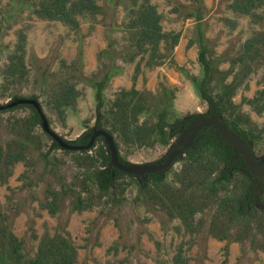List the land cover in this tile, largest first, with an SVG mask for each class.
Wrapping results in <instances>:
<instances>
[{
    "label": "trees",
    "instance_id": "trees-1",
    "mask_svg": "<svg viewBox=\"0 0 264 264\" xmlns=\"http://www.w3.org/2000/svg\"><path fill=\"white\" fill-rule=\"evenodd\" d=\"M24 3V7L36 17L60 22L76 34L80 31L82 19L95 21L98 15L104 14L97 0H24ZM116 3L123 8L124 16L121 21L105 26L109 27L110 33L115 29L121 37L109 36L105 48L98 53L97 69L90 73L83 71L80 51L78 58L70 62L61 58L55 69L49 64L39 66L36 68L38 92L22 93L29 77V67L25 59L26 34L23 28L17 30L15 44L7 50L0 67V97L9 98L8 105L18 100L21 103L16 107L25 106L27 110L23 116L9 120L6 139L2 140L0 136V186L7 183L14 166L22 162L27 170L19 175L23 181L21 186L33 187L34 181L45 179L46 172L52 173L59 168L56 163L59 156L51 155V152L60 150L76 169L69 186V189L76 190L68 201L70 212L92 210L99 201L107 211L112 210L119 205L113 200V191L118 185L125 184L127 188L135 186L133 200L142 203L151 215L179 220L174 229L188 238L177 244L171 257L160 264H191L184 244L192 246L203 233L219 240L233 239L264 249V182L250 170L243 154L214 125L197 130L190 145L171 163L179 162V166L169 173L166 169L141 173L121 169L114 164L104 135L98 134L90 143L96 130H104L115 148L116 161L131 166L121 156L122 148L167 144L169 135H177L180 139L198 118L214 117L252 152L253 142L264 141V123L260 126L249 124V118L244 116L233 96L243 79L264 61V32L260 30L264 23V0H229L228 9L236 16L249 17L253 29L242 42L231 66L224 71L225 77L220 84H215L214 78L219 71L218 64L226 58L212 55L206 45L207 38L199 33L197 60L201 74L192 75L191 81L200 99L206 103V116L187 114L172 121L162 102L165 94L174 93L165 75H161L155 90L136 88L134 75L129 88L105 95L111 78L121 73L117 60L135 62L136 72L142 65L150 69L165 64L177 67L173 50L179 42L180 32L164 30L162 14L156 4L151 0H116ZM224 19L232 28L236 26L235 19ZM229 75L232 78L227 81ZM80 84L94 89L96 122L71 142L60 138L68 146H76L70 148L62 146L46 129V124L51 123L52 115L61 123L65 122L67 109L73 108L81 95ZM243 85L247 87L246 82ZM40 96L41 103L38 101ZM263 97L264 89L245 101L260 114L264 111ZM32 100L34 103H30ZM37 129L41 132H36ZM46 139L49 143L45 142L47 147L44 149L42 142ZM34 152L38 153L42 166L36 179L31 160ZM65 186L60 183L59 188L47 187L44 197L37 198L38 209L51 215L62 210ZM19 208L15 203L13 208L4 209L0 202V264H74L77 246L70 232L61 226L52 235L45 233L40 238L34 255L27 254L24 240L13 232V220L20 212ZM149 220L143 218V221ZM29 229L36 238L32 223ZM113 248L117 249L116 242Z\"/></svg>",
    "mask_w": 264,
    "mask_h": 264
},
{
    "label": "rangeland",
    "instance_id": "rangeland-1",
    "mask_svg": "<svg viewBox=\"0 0 264 264\" xmlns=\"http://www.w3.org/2000/svg\"><path fill=\"white\" fill-rule=\"evenodd\" d=\"M162 14L164 30L180 32V39L173 50L177 67H162L150 69L141 66L135 71V62L123 63L121 73L113 76L105 90L110 96L120 88H129L136 76V88L147 87L155 90L161 75L174 89L173 95L162 97L167 106L169 120L183 117L187 114L206 116L207 106L200 97L191 81L192 75L201 74V66L197 60L199 51V33L206 38V45L212 55H223L226 60L218 64L219 71L214 78L215 84H220L225 77L224 71L231 66L232 59L239 51L242 42L250 35L253 24L247 16H236L227 7L229 0H151ZM101 4L104 14L91 21L81 20L78 34L71 32L66 26L57 21L44 20L36 17L24 7V0H0V67L3 64L7 50L13 48L17 39V30L23 28L26 34L25 59L29 67V77L22 87L23 94L38 92L36 68L49 64L50 68L58 67V62L64 58L67 62L78 58L81 52V67L85 73L95 71L99 65V51L105 48L109 36L120 38L121 34L115 29L110 33L105 24L119 22L124 16V10L118 6L116 0H97ZM236 20V26L231 27L224 18ZM264 32V23L260 26ZM110 33V34H109ZM189 42L191 45L188 46ZM232 75L226 77L230 81ZM246 82L247 87L243 84ZM81 95L73 108L67 109L65 122L52 115L49 125L52 133L59 138L71 142L82 134L86 128L96 122V100L94 89L86 84H80ZM264 89V61L243 79L241 86L233 96L239 104L244 116L249 118V124L260 126L264 123V111L255 112L245 101ZM264 98V97H263ZM9 98L0 97V136L6 139L8 122L17 116L26 114L27 107H16L20 101L8 105ZM42 101V97L38 100ZM8 105V106H6ZM6 106V107H5ZM16 107V108H15ZM15 108V109H14ZM36 132H41L37 129ZM49 141L43 140L42 145ZM179 142L177 135H169L167 144H157L152 147L142 146L129 149L122 148L121 156L132 166H147L165 159ZM43 146V147H44ZM47 146L44 147L46 149ZM110 151H111V147ZM56 154L59 168L54 172H46L43 181H34L33 187L23 188L19 175L27 170L22 162H18L6 184L0 186V202L4 209L13 208L17 203L20 212L13 220V232L24 240V247L28 255H34L40 238L48 233L52 235L57 227H65L71 234L77 246L74 264H160L167 261L174 252V248L188 236L177 233L174 229L179 224L178 219L170 220L162 215H151L140 202L134 201L136 188L124 187L120 184L113 191L116 207L107 211L101 201L92 210L70 212L69 199L76 190L69 189L75 175V168L71 167L68 156ZM252 155L264 169V141L258 140L252 144ZM175 158V157H174ZM173 158V159H174ZM36 179L42 172L38 161V153L31 157ZM179 162L170 164L166 173L176 169ZM66 184L62 190L65 196L64 208L55 215L46 210L38 209L37 198L44 197L47 187H58ZM127 188V189H124ZM77 189V188H76ZM64 191V193H63ZM104 209V213L101 211ZM40 212L37 215V212ZM150 218L143 221V218ZM162 220V221H161ZM164 222V223H163ZM33 224L36 238L32 237L29 224ZM90 229V230H89ZM98 242V244H96ZM116 242L117 249L113 248ZM185 254L191 264H264V249L259 246L239 243L233 239L219 240L203 233L197 242L189 246L184 244Z\"/></svg>",
    "mask_w": 264,
    "mask_h": 264
},
{
    "label": "water",
    "instance_id": "water-1",
    "mask_svg": "<svg viewBox=\"0 0 264 264\" xmlns=\"http://www.w3.org/2000/svg\"><path fill=\"white\" fill-rule=\"evenodd\" d=\"M25 102V101H22ZM30 103H34L32 100ZM205 125H214L222 134V136L230 143L234 148L239 150L243 156L246 159V162L250 168V170L261 180L264 182V169L261 167L260 163H258L255 158L252 155V152L249 150V148L240 141L237 137H235L231 132H229L224 125L217 120L214 117H200L197 120H195L192 125L189 127L187 132L179 139V142L176 144L174 149L169 153V155L165 158V160L158 164H150L147 166H125L120 165L118 161H116L115 158V148L111 142L110 137L107 135V133L102 130H96L90 140V143L93 141V139L98 135H104L107 138V141L109 142V147H111V154L114 164L119 166L121 169L129 170L136 173H141L145 171H159V170H165L173 161V158L180 154L187 146L190 145L192 139L194 138L197 130ZM55 138L61 143L62 146L70 147V148H76V146H68L66 143L62 142L60 138L52 133L48 128H46Z\"/></svg>",
    "mask_w": 264,
    "mask_h": 264
},
{
    "label": "crops",
    "instance_id": "crops-1",
    "mask_svg": "<svg viewBox=\"0 0 264 264\" xmlns=\"http://www.w3.org/2000/svg\"><path fill=\"white\" fill-rule=\"evenodd\" d=\"M159 67H162V66H159Z\"/></svg>",
    "mask_w": 264,
    "mask_h": 264
}]
</instances>
